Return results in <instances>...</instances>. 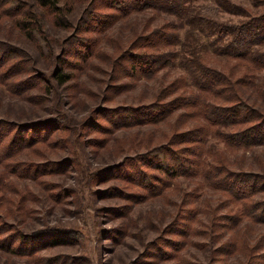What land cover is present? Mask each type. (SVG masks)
Instances as JSON below:
<instances>
[{
  "label": "rangeland",
  "instance_id": "rangeland-1",
  "mask_svg": "<svg viewBox=\"0 0 264 264\" xmlns=\"http://www.w3.org/2000/svg\"><path fill=\"white\" fill-rule=\"evenodd\" d=\"M124 2L76 3L66 25L44 10L40 40L7 38L10 19L0 17V264H264V141L234 136L253 122L218 126L226 139L168 140L196 123L188 102L207 83V64L243 70L224 48L250 41L264 52V0H185L178 12ZM166 20L181 42L163 65L171 54L138 42ZM254 73L246 82H258L259 102L264 70ZM170 99L181 105L138 122L143 110L158 112L137 107ZM182 158L203 165L175 174ZM211 163L217 177L231 171L229 183L250 177L257 193L240 204L209 183Z\"/></svg>",
  "mask_w": 264,
  "mask_h": 264
},
{
  "label": "trees",
  "instance_id": "trees-1",
  "mask_svg": "<svg viewBox=\"0 0 264 264\" xmlns=\"http://www.w3.org/2000/svg\"><path fill=\"white\" fill-rule=\"evenodd\" d=\"M65 1L69 2L70 4H66ZM109 1L111 3L116 2V7H119L121 9H125L127 5L124 0ZM178 1H180L182 9H184L183 2L185 0H152L151 2L150 0H133L132 3L137 4L136 6H133L134 8L138 6L140 9H144L151 7L155 2V4L157 5L154 4V7L161 6V8H166V10L169 12L174 10L175 12H178V9H180H177V6H179ZM81 2H84V0H0V17H7L8 19H10L7 38H12L15 35L14 33H18V36L21 35L25 39H35V36H37L40 40L44 39V31L46 30L45 19L47 17H45L44 10L53 16V18L51 19L52 23L60 24V21H63L64 25H66L65 21L69 20V18L68 16L64 15L69 14L76 3ZM262 17L264 16H260L257 19H261ZM174 26L175 23L170 20L161 22L150 30L152 35H146L143 39H141L140 42H138V47L150 49H157L158 47H160L157 50L161 51V53L162 51H166L171 54L167 58L169 60H167V62H165L163 65L172 63V60L174 58V50L171 49L169 45L173 42V40L177 41V43L181 42L178 34L176 35V38H174V36L171 37L172 35L170 33V28ZM243 26L240 27L238 32L243 29ZM146 28V26H143L142 31L146 30ZM259 40L263 42V36H261V39L259 38ZM253 42L255 41H252V43ZM247 43L249 44L248 46L239 49L237 48V50L231 52L230 54L228 52L230 51L229 47H226L221 51L223 55L226 54L233 56L235 59H239V61H237L234 66H236L237 68V64L240 65V67L243 68L242 71H237L236 69L233 71L231 70V67H229L226 72L224 68H222V66H225L224 64H222L220 68L208 64L205 66L206 72L209 75V78L206 81L207 83H198L197 88L200 89L198 96H195V99L193 98V100L188 102L189 106L195 105V110L193 109L192 113L193 117L196 118L197 121L193 125V127L184 128L183 130H178V126H175L176 130L173 131L172 136H170L168 139L170 142L195 144L201 142L203 138H206L211 134H215L217 137L225 138V136L229 134L223 133L218 130V126H235L253 122L252 124L247 126L245 125L240 130L235 131L234 136H241L242 133L248 135L250 131H255V134L250 135L249 139L247 140L248 142L246 143H263L264 124L262 123V121L264 120V115L260 107L264 106V95L260 96L261 98L258 102V99L252 96V91L256 90V88L258 89L259 87L258 82L254 81L252 83V86H249L246 82V79L250 74H254L255 78V71L264 70V52H258L257 50H254L250 45V41H248ZM167 46H169V50H166ZM162 47L164 48V50H162ZM130 55L133 58L137 57V55L135 54ZM159 59L160 57L153 59L155 66L160 65ZM202 61L205 62L203 58ZM183 83L184 80L183 78H181L177 84L182 87ZM183 97L186 98V96ZM173 102L174 100L171 99L166 104H160L159 102L154 101L150 105L137 107V109H156V112H158L156 116L150 111L146 112V110H143V112H145L146 114L145 116H143V120L138 122H151L159 116V111L166 112L168 109L169 111H173L176 107H178V105H181V103ZM171 103H173L172 106H169ZM186 103L187 102L185 101V104ZM135 119H139V117H136ZM2 135H0V137ZM203 135L205 136L203 137ZM242 145L244 144L239 143V146ZM180 150L183 151V153H193L187 152L188 146H184L183 148H180ZM173 154H175L176 156L175 161L178 160V158H181L177 152H174ZM182 160L184 161L178 168L179 170H174L176 171L175 174H177V171H179V174L190 175L189 171H191V173H194V171H198L197 169H199L200 166L203 165V161L198 160L196 162L197 165L189 167L188 165L184 164V162H187V160L184 158H182ZM209 167L210 168L208 169H204L203 172L209 183H214L217 187H222L223 189H229L231 194L235 195V197H237L239 201H242L240 202V204H246L250 195L257 193V188L251 190V188H253L252 186L249 187L244 184L245 182H248L250 177L244 178L243 174L241 173L237 176L236 183L232 180V182H234V184H232L229 183V181L227 182L226 178L224 177L231 171L222 172L219 177H217V172L220 167L218 165H214L213 163L209 164ZM227 169L228 168L226 164H224L223 168H221V171ZM247 175L249 176L254 174L247 173ZM51 239H53V241L66 240V238L58 236H53Z\"/></svg>",
  "mask_w": 264,
  "mask_h": 264
}]
</instances>
